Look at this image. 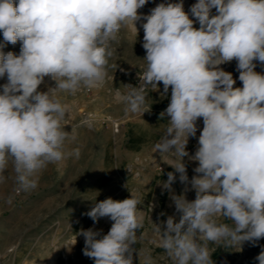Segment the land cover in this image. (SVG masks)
I'll return each instance as SVG.
<instances>
[{
	"label": "clouds",
	"instance_id": "obj_1",
	"mask_svg": "<svg viewBox=\"0 0 264 264\" xmlns=\"http://www.w3.org/2000/svg\"><path fill=\"white\" fill-rule=\"evenodd\" d=\"M148 0H0V32L5 44L22 42L19 55L2 51L0 78V183L11 168L17 191L37 186V173L66 156L75 139L62 121L67 109L57 91L76 93L100 86L107 75L111 42L120 30L142 23L146 67L139 84L123 97L126 113H145L147 89L171 90L161 119L169 117L159 154L175 157L163 188L179 173L195 199L171 197L176 212L154 224L160 247L173 264H214L209 243L235 246L264 238V0H197L190 11L183 0L162 2L141 15ZM212 9L216 14L212 15ZM194 17V19L190 18ZM199 23V28L194 23ZM237 61L236 80L220 65ZM45 77L56 82L38 91ZM129 86V85H127ZM203 119L194 155L186 150ZM77 157L78 148L71 153ZM198 162L189 181L184 158ZM141 200L107 198L86 213L94 222L113 221L107 234L81 229L83 254L94 264H133L137 231L143 227ZM163 215V214H162ZM231 221V225L220 218ZM139 256V253H138ZM264 264V250L256 257ZM142 264H154L145 253Z\"/></svg>",
	"mask_w": 264,
	"mask_h": 264
},
{
	"label": "rangeland",
	"instance_id": "obj_2",
	"mask_svg": "<svg viewBox=\"0 0 264 264\" xmlns=\"http://www.w3.org/2000/svg\"><path fill=\"white\" fill-rule=\"evenodd\" d=\"M162 2L179 0H148L141 15L150 14L151 9ZM197 0H183L184 10L190 11ZM216 9H212V15ZM195 20L194 17H190ZM136 28L129 24L123 27L115 41L111 42V56L106 66L107 75L103 83L95 88H82L76 93L57 91L56 98L66 106V118L62 121L65 130H75V139L65 141L66 156L63 160L48 164L37 173V186L27 191H17L14 173L9 168L6 179L0 183V256L3 264H94V260L83 254L85 238L81 229L101 231L107 234L113 221L103 217L94 222L86 215L95 203L107 198L124 200L131 194L141 203L140 215L143 227L137 231V243L133 247V264H142L145 253H150L154 264H173L160 247V235L154 224L165 222L176 212L171 197L184 194L188 201L195 199V191L185 192V184L179 181V173L171 191L163 188L175 157L170 153L159 154L154 145L164 133L169 117L160 114L170 103L171 90L162 95V82L157 90L149 87L145 113H126L123 97L130 85L139 84V75L146 67V50L143 48L142 23ZM194 27L199 28L198 21ZM0 44L3 41L0 32ZM22 42L5 44L4 53L19 55ZM257 63L255 71L264 74V65ZM233 75L235 87L239 81L237 61L220 65ZM7 76L0 78V91ZM129 85V86H127ZM56 82L45 77L38 91L54 88ZM203 128V119L197 120V133L190 137L186 150L194 155L198 149V137ZM80 151L77 157L73 149ZM189 181L197 173L198 162L184 158ZM163 214V215H162ZM231 225V221L220 218ZM214 264H259L256 257L264 250V238L255 242L245 241L240 247L213 245L209 243ZM139 253V256H138Z\"/></svg>",
	"mask_w": 264,
	"mask_h": 264
},
{
	"label": "built area",
	"instance_id": "obj_3",
	"mask_svg": "<svg viewBox=\"0 0 264 264\" xmlns=\"http://www.w3.org/2000/svg\"><path fill=\"white\" fill-rule=\"evenodd\" d=\"M0 264H3L2 257L0 256Z\"/></svg>",
	"mask_w": 264,
	"mask_h": 264
}]
</instances>
